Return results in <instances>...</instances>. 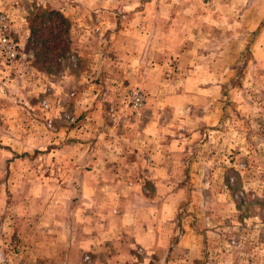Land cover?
<instances>
[{
    "label": "rangeland",
    "instance_id": "374dc122",
    "mask_svg": "<svg viewBox=\"0 0 264 264\" xmlns=\"http://www.w3.org/2000/svg\"><path fill=\"white\" fill-rule=\"evenodd\" d=\"M142 3L151 4V0H0V12L6 14L9 21L7 33L17 43L20 52L16 66L14 62L18 54L15 60L5 63L0 53V69L8 68L7 76L10 73L13 79L8 80L5 91L0 89V101L31 103L35 106L34 119L39 121L37 103L48 109L47 95L52 86L39 89L35 71L39 74L38 79H41L40 73L50 74L53 78L67 69L78 75L81 67H89L92 63L100 70L91 75V82L84 83L90 87L89 91L98 89V93L90 98L92 104L96 102L100 106L99 119L103 129L114 122L115 129H119L124 120H138L139 123L145 113L147 90L151 89L157 95L156 101H163L162 95L169 93L167 86L173 92L184 85H192L194 91L172 94L175 110L184 111V116L173 109L154 107L157 118L169 117L176 122L179 117L185 120L191 114L199 116L207 111L212 118L219 119V125L203 124V129H208L203 134L195 127L192 134H188L187 141L178 143L177 148L186 146L184 154L191 158H186L190 165L176 181L175 189L145 184V189L152 194L149 198L151 205H146L147 209H138L141 216L147 212L152 215L150 210L155 202L166 198L174 202L170 206V216L174 219H160V228L168 237L165 236L166 242L159 252L150 250L152 237H146L149 242L140 244L133 239V231L121 229L116 237L98 243L95 251L92 248L76 257L69 252L57 254V257L54 254L53 258L46 259L48 263L43 264H264V0H154L152 4L159 6V11L145 15V27H140L147 39L142 37L144 46L140 53L133 51L134 55L136 52L140 54L139 61H144L143 66L129 64V70H123L128 77H123L125 73H122L124 79H113L108 74L112 68L109 55L113 56L114 50L109 44L111 30L103 26L109 19L112 24L120 22L123 15L131 13ZM56 4L77 7L74 13L65 9L68 13L64 16L51 7ZM45 10L62 15L67 22V35L55 51L46 56H35L37 51L28 42V21L34 14ZM14 29H20L19 34L13 35ZM81 34L84 42L78 40ZM18 35H23L20 40ZM74 35L78 37L73 38ZM137 40L131 37L130 45ZM63 42L67 47L65 52H62ZM83 43H86L84 47ZM116 48L114 51L119 56V47ZM25 64L30 70H25ZM20 72L29 80H24L25 75L17 77ZM118 72L117 69L116 74ZM141 79L146 87L139 83ZM29 82L31 86L23 90L24 84L27 86ZM196 85H212L214 88L205 92L195 90ZM132 92L141 96L139 108L130 104ZM51 97L53 100L55 95ZM204 98L208 100L205 107L202 106ZM207 109L212 110L208 112ZM17 113L21 119L23 112ZM34 124L39 129L44 126L43 122V126L38 122ZM23 126H14L13 129L23 133ZM135 127L133 125V129ZM216 129L220 132L216 133ZM5 142L9 141L0 140V148L6 146ZM129 142L120 140L124 145ZM35 143L37 149L27 153L23 142H12L14 155L8 159L1 153L0 167L6 169L8 160L16 158V162H21L26 154H30L27 156H33L29 164L34 175H42L46 167L47 175L53 176L56 163L40 154L51 144L40 140L32 142ZM66 175L69 177L65 185L73 188H65L63 195L76 198L79 190L75 183L72 185V180L78 174L65 173L64 177ZM99 192L106 196L103 189ZM112 192L123 196L132 193L135 200L139 196L136 197L135 189L131 188ZM163 213L168 215L166 211ZM186 228L193 233L188 242H183L189 247H185L186 250L175 248ZM15 239H9L8 249L15 250L14 264H24L25 257L15 248L19 239ZM29 256L36 259L32 264L41 263V254ZM0 264L10 263L1 257Z\"/></svg>",
    "mask_w": 264,
    "mask_h": 264
},
{
    "label": "crops",
    "instance_id": "0c3cea01",
    "mask_svg": "<svg viewBox=\"0 0 264 264\" xmlns=\"http://www.w3.org/2000/svg\"><path fill=\"white\" fill-rule=\"evenodd\" d=\"M153 1L151 0V4L142 3L141 6L133 8L131 13L122 16L124 19L120 22L114 21L112 24L109 19L104 26L99 24L104 29L111 30L110 46H113L114 50L117 46L119 47V56L114 50L113 54L111 53L113 56L109 55L112 68L108 74L113 79L128 77L123 70H129L134 64L143 66L144 61H139L140 54L137 55L136 52L134 55L133 51L140 53L144 46L141 42L143 38L147 39V34L143 33L140 27V25L145 27L143 21L145 15L152 11H159V6L152 4ZM70 6L56 4L51 7L66 16L68 12H65V9L74 13L77 7ZM17 31L20 29H14L13 35ZM23 34L26 37L25 24ZM22 36L18 35L19 40ZM77 37V35L73 36V38ZM131 37L138 39L131 42L133 46L130 45ZM84 39L83 34L78 38L82 42ZM85 45L86 43H83V47ZM19 55L20 52L14 62L15 66ZM77 60L79 61L80 58ZM23 67L25 70L27 68L30 70L26 64ZM2 69L4 70L0 69L2 73L0 89L5 91V87L9 85L8 80L13 79L10 73L9 77L7 76L8 68ZM117 69L119 72L116 74ZM70 70L55 74L53 78L50 74L40 73L41 79H38L39 74L35 71L34 78L39 81V89L46 88L47 85L52 86L47 95V98L49 96L48 109L42 108L40 103H37L36 107L40 108L39 121L34 119L36 118L35 106L31 103L24 100L22 103L0 101L2 110L0 140L9 141L5 142L6 146L0 148V154L10 159V155H14L15 151L12 142H23L24 151L33 152V149H37L38 141L35 144L32 142L40 140V142L51 144L49 148L46 146L45 150H42L41 156H46L49 160L52 158L57 168L53 176L47 175L46 167L43 168L45 173L34 175V169L29 164L33 161V156H27L30 154H26L21 162H16V158L13 161L8 160L6 169L0 167V258H6L10 264H14L15 250L8 249V241L17 237L19 240L16 241L15 248L17 253L25 257L24 264L36 262L35 258L29 256L31 254H41L40 264H43V262L48 263L46 259L53 258L54 254L57 257V254L69 252L76 257L79 253L91 251L92 248L95 251L98 243L106 242L109 237H116L121 229L133 231L135 233L133 239L140 244L149 242L145 240L146 237H152L150 250L159 252L163 242H166L165 236L168 237V234L160 228V219H174V216H170V206L174 202L170 198L155 202L150 210L152 215H148L147 212L141 216L138 209H147L146 205H151L149 198L152 194L145 189V184L149 183L155 188L175 189L176 181L190 165L187 159L191 158H187V154H184L186 146L177 148L178 143L187 141L188 134H192L195 127H198V131L203 134V131L208 130L203 129V124L219 125V119L212 118L207 111L199 116L191 114L185 120L179 117L176 122L169 117H156L157 111L153 110L154 107L173 109L174 112H179L180 116H184V111L175 110V104L172 103L173 92L194 91L192 85H184L178 90L179 92L175 90L170 92L171 87L167 86L169 93L162 95L163 101H156L157 95L155 96L151 89L147 90L149 95L144 105L145 113L139 123L138 120L135 122L124 120V123H120L122 127L119 129H115L116 122L103 129L99 119L100 106L96 102L92 104L93 99L90 98L92 94L98 93V89L94 88V92L89 91L90 87L84 83V81L91 82V75L96 74L100 68L91 63L89 67H81L78 75ZM18 71L17 69L16 72ZM128 72L131 73V71ZM122 73H125L123 77ZM21 75H25L24 80L26 78L29 80L23 72H20L17 77ZM128 82L131 83L130 80ZM142 82L143 79L139 83L145 85ZM30 86V82L27 86L24 84L23 90L26 91ZM213 88L212 85L195 86V90L205 92ZM53 95L55 98L52 100ZM88 99L91 101L89 105ZM204 99L205 103L202 106L205 107L208 100ZM17 112H23L21 119L18 118ZM34 122L38 124L43 122L45 127L42 124L43 127L39 129L34 126ZM20 125H24L23 133L17 128L13 129L14 126ZM133 125H136L134 129ZM189 125H191L190 128ZM215 132L218 133L220 130L216 129ZM121 139L130 142L124 145L120 143ZM182 157L184 162L180 159ZM65 173L78 174L72 180V185L75 183L79 190L76 198L63 195L65 188H73L71 185H65L69 177L68 175L64 177ZM123 188L135 189L136 197L139 194L140 198L138 196V199H132L134 198L132 193L123 196L119 192H112V190L119 191ZM99 189H103L106 193L105 197L100 194ZM165 211L168 215H164ZM192 234L191 229L186 228L183 235L179 237V242L175 244L178 247L175 245L174 247L186 250L185 247L189 246L183 242H188Z\"/></svg>",
    "mask_w": 264,
    "mask_h": 264
},
{
    "label": "trees",
    "instance_id": "16d2710c",
    "mask_svg": "<svg viewBox=\"0 0 264 264\" xmlns=\"http://www.w3.org/2000/svg\"><path fill=\"white\" fill-rule=\"evenodd\" d=\"M43 12L34 14L28 21V42L36 49L35 56H46L49 52L55 51L61 39L64 40L67 35V22L59 12L54 10ZM66 50L67 47L64 45L62 52Z\"/></svg>",
    "mask_w": 264,
    "mask_h": 264
},
{
    "label": "built area",
    "instance_id": "2783aa9c",
    "mask_svg": "<svg viewBox=\"0 0 264 264\" xmlns=\"http://www.w3.org/2000/svg\"><path fill=\"white\" fill-rule=\"evenodd\" d=\"M8 23L7 15L0 12V53L5 63L15 60L18 54L17 43L7 33ZM132 93L130 104L133 108H139L142 104L141 96L136 92Z\"/></svg>",
    "mask_w": 264,
    "mask_h": 264
}]
</instances>
